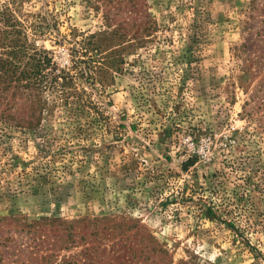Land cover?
Segmentation results:
<instances>
[{"label":"rangeland","instance_id":"rangeland-1","mask_svg":"<svg viewBox=\"0 0 264 264\" xmlns=\"http://www.w3.org/2000/svg\"><path fill=\"white\" fill-rule=\"evenodd\" d=\"M19 4L59 65L99 33L104 82L0 97V264H264V0Z\"/></svg>","mask_w":264,"mask_h":264},{"label":"trees","instance_id":"trees-1","mask_svg":"<svg viewBox=\"0 0 264 264\" xmlns=\"http://www.w3.org/2000/svg\"><path fill=\"white\" fill-rule=\"evenodd\" d=\"M0 24V97L11 86L18 91L24 89L39 112L58 104L71 106L80 101L85 106L92 104L84 82L92 87L104 82L99 60L90 54L100 50L99 33L82 35L76 50L81 58H71V64L59 65L48 50L37 46L29 36V32L37 35V28L32 22L27 23L19 0H6L2 4ZM49 99L52 106L48 105Z\"/></svg>","mask_w":264,"mask_h":264},{"label":"built area","instance_id":"built-area-1","mask_svg":"<svg viewBox=\"0 0 264 264\" xmlns=\"http://www.w3.org/2000/svg\"><path fill=\"white\" fill-rule=\"evenodd\" d=\"M187 141H188V138H187ZM187 143H188V144H192V141H188ZM192 146H193V144H192Z\"/></svg>","mask_w":264,"mask_h":264}]
</instances>
